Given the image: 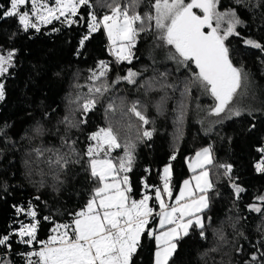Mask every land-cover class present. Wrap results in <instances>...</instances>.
I'll use <instances>...</instances> for the list:
<instances>
[{"label": "trees", "instance_id": "16d2710c", "mask_svg": "<svg viewBox=\"0 0 264 264\" xmlns=\"http://www.w3.org/2000/svg\"><path fill=\"white\" fill-rule=\"evenodd\" d=\"M258 4L261 0H244L242 5H237L234 0H222L219 9L236 8L243 21L238 27L241 36L230 37L233 64L249 70L254 80L264 85V52L243 42L248 37L264 44V4L259 7ZM94 10L98 15L107 11L98 5ZM147 10L146 6L140 9ZM85 32L83 24L69 26L60 21L40 26L39 32L34 29L25 32L16 18L0 20V52L16 50L15 66L9 69V74L0 77V82L5 85V98L0 101V130H3L0 134V234L18 229L20 222L31 221L30 217L16 213V207L27 208L29 202L36 208L39 217L50 215L61 223L70 222L69 213L84 206L94 187L84 170L85 166L70 164L60 173L63 183H58L47 166H37L33 149L61 147L65 126L60 121L70 109L76 108V104H70V101L77 95L84 96L93 86L89 76L93 71L99 72L100 61L109 63L112 68L107 75L109 84L117 75H125L128 68L136 69L147 62L144 52L153 32L142 33L138 37L136 59L132 64L115 63L103 31L94 33L85 47L80 48L79 41ZM161 73H167V76L162 77ZM189 77L186 72L162 64L141 72L136 85L126 81L117 83L105 93L97 108L87 114L88 123L81 126L82 130H73L72 138L77 139V151L83 152L89 143L88 134L99 127H106L110 121L114 126L117 122H131L139 127L137 118L130 113L122 115L121 112H126L137 101L141 111L146 107L150 123L144 129H154L151 140H138L136 127L131 131L124 127L120 132L122 143L131 140L136 144L135 164L129 173L136 198H139L141 178L147 177L150 184L160 185L161 170L169 163L173 168L175 196L180 183L189 176L186 161L199 149L211 146L216 162L231 163L233 179L246 191L237 200L231 182L222 175L217 179L223 170L211 168L210 175L219 195L209 194L211 206L203 214L207 239L200 237L199 229L192 230L189 236L178 241L170 264H244V261L250 260L252 253L259 255L260 251H264V216L248 208L250 204L260 203L255 197L264 195V174L257 173L253 167L257 159L255 147L264 143V110L233 117L204 132L189 117L191 95L182 96V82ZM153 79L157 82L156 89L146 93L141 85ZM160 83L177 87L160 88ZM162 97H166L163 102ZM110 101H114L116 112L114 115L108 113L106 117L105 108ZM181 102L186 106L185 117L182 125H178ZM81 115L79 111L75 112L77 119ZM38 126L43 129L41 136H36L34 132ZM173 154L176 160H170ZM112 155L123 156V148L114 150ZM41 168L45 175L40 174ZM145 169H149L150 174ZM37 196L39 200H36ZM52 226V223L42 220L39 239L46 240ZM217 231H222L223 240L214 235ZM18 239L13 241L15 251L5 259H12L13 264H26L17 253L30 249L19 244ZM143 245L136 264H153L154 241L145 239ZM35 248L38 249L39 245ZM238 248L242 250L238 252Z\"/></svg>", "mask_w": 264, "mask_h": 264}, {"label": "snow or ice", "instance_id": "6c2138e0", "mask_svg": "<svg viewBox=\"0 0 264 264\" xmlns=\"http://www.w3.org/2000/svg\"><path fill=\"white\" fill-rule=\"evenodd\" d=\"M234 2L244 4V0ZM261 4H264V0H261ZM97 5L107 11L98 15L94 10ZM97 5H93L91 0H0V20L16 18L25 32L29 29L39 32L40 25H49L54 21L69 26L83 24L86 32L79 41L80 48L85 47L94 33L103 31L116 64H132L136 59L138 37L142 33L154 32L156 40L172 50L168 59L185 68L194 65L197 70L182 82V96L190 95L191 89L198 87L214 100V105L207 110L209 116L221 117L226 114L230 119L241 116L245 111L251 115L250 110L241 107V101L247 94L248 75L233 64L230 56V37L241 36L238 26L243 24L236 8L218 10L222 7V0H97ZM143 6L148 10L140 11ZM194 10H199V14ZM244 43L264 52V44L258 41L245 39ZM15 56L14 49L0 52V77L9 74V69L15 66ZM110 71L109 63L100 61L99 72L93 71L89 76L93 86L88 88L87 94L77 95L70 101V104H76V108L70 109L60 121L65 126L61 147L41 146L33 149L37 166H47L58 183H63L60 173L70 164L85 166L84 170L94 184L86 203L78 211L69 213L71 220L65 223L55 221L50 215L39 217L31 202L27 208L16 207L18 215H26L31 221L20 222L18 229L0 234V264H13L12 259L5 257L15 251L13 241L17 237L19 244L30 249L17 253L25 259L26 264H136L145 239L155 243L153 264H170L178 241L189 236L192 230L199 229L200 237L207 239L203 214L211 206L209 194L219 195L210 175L211 168L223 170L217 179L222 175L231 182L237 200L246 191L233 179V165L217 163L212 147L208 146L196 151L194 157L187 161L193 175L183 180L175 196L173 168L169 163L162 169L160 185L150 184L147 177L141 178V190L139 198H136L137 193L129 176L135 164L136 144L131 140L122 143L120 135L121 128L126 127L131 131L136 127L131 122H117L114 126L110 121L106 127H99L88 134L86 148L83 152L77 151V139L72 138L73 130H82L81 126L88 123L87 114L97 108L105 93L117 83L126 81L136 85L141 75L128 68L125 75H117L109 84L107 75ZM161 76L166 77L167 73H161ZM156 83L153 79L141 86L147 93L156 89ZM159 86L177 87L167 83H160ZM4 98L5 85L0 83V101ZM164 99L166 97H162V102ZM138 105V101L133 102L121 114L130 113L139 121V127H136L138 140H151L154 129H144L150 123L146 107L141 111ZM185 108L181 102L178 125L183 123ZM76 111L82 113L79 119L75 117ZM115 112L114 101L108 102L106 117L108 113L114 115ZM34 132L36 136L43 135V129L39 126ZM2 133L3 130H0ZM120 148H123L124 155L114 157L113 151ZM255 152L257 159L253 167L257 173L264 174V143L257 145ZM176 158L173 154L170 160ZM145 172L150 174L149 169H145ZM40 174L45 175L43 168ZM39 199L37 196L36 200ZM255 199L260 203L248 205L249 210L264 216V195ZM42 220L53 225L46 240L38 236ZM214 235L224 239L222 231ZM240 235L243 236V233ZM35 245H39V248L36 249ZM241 250L237 249L238 252ZM244 264H264V251H260L259 255L252 253L250 260L244 261Z\"/></svg>", "mask_w": 264, "mask_h": 264}, {"label": "rangeland", "instance_id": "374dc122", "mask_svg": "<svg viewBox=\"0 0 264 264\" xmlns=\"http://www.w3.org/2000/svg\"><path fill=\"white\" fill-rule=\"evenodd\" d=\"M91 3L93 5H97V0H91ZM245 39H250V38L248 37L244 38L243 42ZM158 44H161V42L156 40L155 33L153 32L152 38L148 43L147 48L145 49L144 52V57H146L147 62L141 67L133 69L134 71L141 73L144 70L162 64L165 65L168 64L172 66L176 71L186 72L189 76H191L192 73L197 71L194 65H192L190 68H185L183 66L177 65V63L174 62L173 60L168 59L169 52L172 50L169 47H164L162 44L161 46L157 47ZM108 46H109V42H108ZM238 68H242L243 71L248 75L247 94L244 96L243 100L241 101V107L250 110L251 113L264 110V85L256 82L254 78L251 76L249 70L243 67H238ZM190 95L191 96L189 99L190 103H189L188 114L192 120L196 121L200 125L202 131L208 132L215 125L222 123L226 120H229L226 114H222L221 117L209 116L207 114V110L214 105V100L209 94L203 92L200 88L193 87ZM244 113H248V112L245 111ZM233 117L235 116H232L231 118Z\"/></svg>", "mask_w": 264, "mask_h": 264}, {"label": "crops", "instance_id": "0c3cea01", "mask_svg": "<svg viewBox=\"0 0 264 264\" xmlns=\"http://www.w3.org/2000/svg\"><path fill=\"white\" fill-rule=\"evenodd\" d=\"M199 150H200V149H199ZM195 153H196V152H195ZM194 155H195V154H194ZM194 155H193L192 157H194ZM192 157H191V158H192ZM189 159H190V158H189ZM189 159H188V160H189ZM188 160H187V161H188ZM187 161H186V166H187V170L189 171V176H188L186 179H189V178L193 175V173L189 170L188 165H187ZM184 180H185V179H184ZM182 182H183V181H182ZM182 182L180 183V185L182 184ZM180 185H179V186H180ZM178 191H179V189H178ZM178 191H177V192H178Z\"/></svg>", "mask_w": 264, "mask_h": 264}, {"label": "flooded vegetation", "instance_id": "af4514ba", "mask_svg": "<svg viewBox=\"0 0 264 264\" xmlns=\"http://www.w3.org/2000/svg\"><path fill=\"white\" fill-rule=\"evenodd\" d=\"M194 11H197V13L199 14V10H194Z\"/></svg>", "mask_w": 264, "mask_h": 264}, {"label": "built area", "instance_id": "2783aa9c", "mask_svg": "<svg viewBox=\"0 0 264 264\" xmlns=\"http://www.w3.org/2000/svg\"><path fill=\"white\" fill-rule=\"evenodd\" d=\"M158 210V209H157Z\"/></svg>", "mask_w": 264, "mask_h": 264}]
</instances>
